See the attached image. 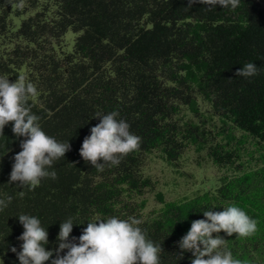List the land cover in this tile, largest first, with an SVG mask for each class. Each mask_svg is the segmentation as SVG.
I'll list each match as a JSON object with an SVG mask.
<instances>
[{"label":"trees","instance_id":"16d2710c","mask_svg":"<svg viewBox=\"0 0 264 264\" xmlns=\"http://www.w3.org/2000/svg\"><path fill=\"white\" fill-rule=\"evenodd\" d=\"M18 2L0 0V76L15 82L26 75L36 85L33 113L48 136L69 142L70 151L47 169L55 179L44 178L34 189L9 184L25 137H16L11 123L5 126L0 199L12 201L0 211V264H19L11 249L21 251V214L40 219L48 251L58 247L60 223L69 218V239L78 243L87 222L135 216L147 237L161 244V264H190V252L179 256V241L193 221L205 219L203 211L229 205L257 220L258 231L248 238L221 232L227 249L246 264H264V0H240L235 9L189 6L188 0H24L18 10ZM68 30L70 51L64 50ZM248 62L259 74L237 77ZM197 97L219 119V131H206ZM182 108L200 121L183 120ZM112 111L141 144L118 166L98 171L79 153L100 122L97 114ZM246 143L258 154L255 168L241 161L252 160ZM188 146L206 148L212 165L233 175L221 177L213 192L179 203L156 193L160 208L144 215L142 196L152 189L141 173L144 156L156 151L174 165Z\"/></svg>","mask_w":264,"mask_h":264},{"label":"clouds","instance_id":"9594fccd","mask_svg":"<svg viewBox=\"0 0 264 264\" xmlns=\"http://www.w3.org/2000/svg\"><path fill=\"white\" fill-rule=\"evenodd\" d=\"M195 3L235 9L240 0H188L189 6ZM13 7L23 10L24 0H19ZM259 72L256 64L248 62L235 75L250 78ZM37 96L36 85L26 75H19L15 82L0 76V135L11 123L14 135L25 137L20 144L22 150L14 156L9 180V184H17L21 188L34 189L44 178L55 179L56 172L47 169L70 151L68 141L58 142L42 130L41 118L33 113L29 103ZM118 116V111L106 115L98 113L96 118L100 122L83 140L79 155L98 171H102L105 165L118 166L122 158L140 147L141 138L133 134L130 125ZM11 201V196L0 199V211ZM203 216L205 219L191 223L189 231L179 241L181 259L185 252H190L193 257L190 264H246L233 256L227 249L228 241L219 234L223 232L228 237L248 238L258 231V221L235 205L224 207L223 211H203ZM18 219L24 229L18 239L23 243L20 252L17 253L15 247L11 251L17 254L19 264H47L49 261L51 264H161V244L147 237L140 227L142 219L135 216L127 219L113 216L87 222L78 243L75 237L69 239L74 226L69 218L60 223L58 247L54 251L46 250L49 234L39 218L21 214Z\"/></svg>","mask_w":264,"mask_h":264},{"label":"rangeland","instance_id":"374dc122","mask_svg":"<svg viewBox=\"0 0 264 264\" xmlns=\"http://www.w3.org/2000/svg\"><path fill=\"white\" fill-rule=\"evenodd\" d=\"M73 34L70 30L64 35V50L70 51L72 46ZM199 115L206 119V131L215 133L219 131L221 123L216 116L212 115L209 104L201 99L196 98ZM179 117L183 120L199 122V116H193L191 113L182 108ZM239 136V132H235ZM220 142V136L216 137L213 142ZM245 152L251 153L252 160L246 156L241 157V161H248V168H255L258 154L249 143L244 145ZM142 177L148 178L152 183V189L144 192L142 199L145 201L144 215L149 212H155L160 208L155 200V194L160 193L165 202H183L205 192H213L219 186V179L223 176H231V170L219 169L212 165L207 156V149L196 152L193 146L184 149L179 158L173 164L165 162L159 153L151 152L144 156L143 166L141 168Z\"/></svg>","mask_w":264,"mask_h":264}]
</instances>
